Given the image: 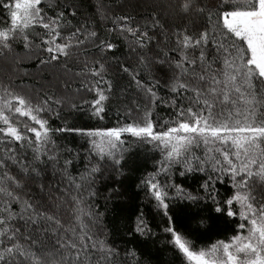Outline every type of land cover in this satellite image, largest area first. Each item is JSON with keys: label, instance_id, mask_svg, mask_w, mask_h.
<instances>
[{"label": "snow or ice", "instance_id": "6c2138e0", "mask_svg": "<svg viewBox=\"0 0 264 264\" xmlns=\"http://www.w3.org/2000/svg\"><path fill=\"white\" fill-rule=\"evenodd\" d=\"M133 149L129 235L264 264V0H0V264H153L108 224Z\"/></svg>", "mask_w": 264, "mask_h": 264}, {"label": "trees", "instance_id": "16d2710c", "mask_svg": "<svg viewBox=\"0 0 264 264\" xmlns=\"http://www.w3.org/2000/svg\"><path fill=\"white\" fill-rule=\"evenodd\" d=\"M142 11V9H140ZM119 55V53H117ZM28 67L29 71L35 72V64L29 63L25 65ZM31 81L28 78H25V83H30ZM115 108L113 107L108 117H106V123L111 124L114 123L112 119L114 114ZM52 125L55 127L60 124L58 120H52ZM97 122L87 119L86 116H80L77 124L80 126L85 125H95ZM72 138L69 137V140ZM68 141H65L67 143ZM71 146L75 147V143ZM134 152L138 153L139 155L135 158L134 161H130L127 165L128 174L125 179L122 181L123 190L131 196V201L128 203L124 202L122 198L120 201H114L109 204V208L112 209L113 207L116 209V212L113 213L112 211L108 214V224L109 228L112 230L111 239L115 241L116 244L121 245L122 247L133 248L137 247L139 252L149 253L152 256L153 264H178V262L173 261L172 254L168 247L163 243L166 239L165 235L162 233L157 225H160V217L156 216L154 211L152 210L151 205L145 206V212L147 218L152 226L153 231L157 232L159 235L158 237H152L148 239L146 244H140V242L144 239L142 237L137 236L133 238V236L128 234V227L130 226V221L128 219L127 211H121V209H132L135 208L137 211L139 210V206L143 200V193H137V189L135 184L138 182V178L144 175L143 168L146 167L147 170H151L152 168V160L148 158L149 153H147L144 149H133ZM156 155L158 158V154ZM140 169V170H138ZM189 183H191L189 181ZM101 211H103V201H101ZM133 221L135 217L131 218ZM228 231V227L220 224V223H213L211 230L207 234H200L194 232V238L197 240L198 243L203 244L209 241V237L215 238H223L224 234Z\"/></svg>", "mask_w": 264, "mask_h": 264}]
</instances>
